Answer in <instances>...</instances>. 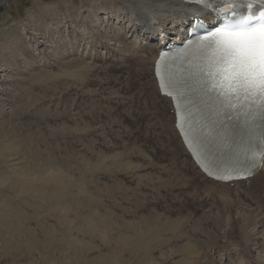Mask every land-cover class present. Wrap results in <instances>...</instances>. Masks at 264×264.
Masks as SVG:
<instances>
[{"label": "rangeland", "instance_id": "rangeland-1", "mask_svg": "<svg viewBox=\"0 0 264 264\" xmlns=\"http://www.w3.org/2000/svg\"><path fill=\"white\" fill-rule=\"evenodd\" d=\"M100 1L105 0H0V134L11 131L4 143L16 146L0 147V171L25 186L6 227L0 216V264H183L181 255L190 264H206L200 261L205 252L216 261L211 264H255L256 258L264 264V215L247 208L257 223L247 227L243 239L250 248L244 252L233 220L244 219L237 204L250 205L249 198L232 195L224 204L204 194V183L196 182L171 142L161 151L143 137L150 121L133 118L139 99L130 23L114 19L119 13L129 21L128 15L118 3L109 13L101 11ZM132 1L149 8L137 10L138 30L157 0ZM172 4L182 6L167 1L158 7L162 13L155 11L168 24L184 12ZM109 26L123 39L97 34L111 53L91 61V43L79 39L97 37L91 45L96 51L102 46L93 33ZM62 52L84 60L89 54L91 63L67 58L60 65ZM127 159L132 169L125 167ZM168 168L181 178L170 181ZM21 169L42 172V187L32 180L35 174L29 178ZM134 171L143 181L132 179ZM181 180L185 184L178 185ZM145 225L155 232L151 237L140 232Z\"/></svg>", "mask_w": 264, "mask_h": 264}, {"label": "bare ground", "instance_id": "bare-ground-1", "mask_svg": "<svg viewBox=\"0 0 264 264\" xmlns=\"http://www.w3.org/2000/svg\"><path fill=\"white\" fill-rule=\"evenodd\" d=\"M109 1H111V3L108 6H106L105 4L109 3ZM167 1H170L171 3H172V1H174L177 4L182 5V6L179 7V6H175L174 4H172L173 6L178 7V9H181V10L184 11L183 14H181L180 16H177L176 19H175V24L178 25V26L182 25L185 21H189L190 17L192 15H194V13H196L198 11V8H196L195 6L193 7L192 5L185 4V3H183L182 0H157V3L155 5H153V7H154L153 12H150V14L147 16L146 22H144L145 26L140 27V29L137 30L136 29V20L138 18L137 10L146 11V9H149L148 6L145 3H139V2L135 3L132 0H105L104 2H102V1L97 2V5L99 7V10L106 11V13H109L110 10L112 9L111 5L113 4L115 7H117L118 6L117 3H118L119 4V8L126 10V13L128 15L129 21L127 20V18H124V16H121L119 13L115 14L116 17L113 16V15H109L108 14V17H109V19H112V18L115 17L114 19H116V20L119 17H122L123 19H126L128 24L130 23V26H129L128 30H127V33L128 32L131 33V35H130L128 40L131 41V43H132V45L134 47L133 56L136 59V67H135V79L136 80H135V86L138 89L137 98L139 99L138 112H137V114L135 116H133V118L135 120H138V121L142 120L144 118H147L148 121H150L149 124L144 127L146 133L142 134V135H143V137L145 139H147V141L151 145V147L157 148V150H159L161 148H165L166 143L171 142V144L176 148L182 164H187L190 167L189 172L192 173V177H196L197 178L196 182H198L199 184L204 183V194H208V195L210 194V191L207 188H205L206 187L205 184L212 183V185H214V186H215V184H217L218 186L225 187V188L220 190L221 191L220 193L219 192L217 193L218 200H220L224 204H228L227 200H229V196L231 194L233 196L234 195L239 196L240 194H245L246 196H248L250 198L251 202L256 203V205H246L244 203H240L239 204L238 203L239 201H236L238 204L235 203V204L238 205V206L236 205L237 208H239L238 211H240V213L238 212V214L242 213L243 216H244V219L242 218L241 215H238L237 217H235L233 219L235 222H237L235 224L238 225V240L241 242V245H242V249L241 250L243 252L244 251H249L250 247H248V242H247L246 239H243V238L246 237V235L249 234L248 230H247V227L251 223L253 224V222H254V225H255L257 223V219H256V217L254 215H252L251 213H249V211H247V208L255 209L256 212H259L260 214L264 215V204H262V201H264V200H262L259 197L258 193H257L258 190L260 188H262V187H263L262 189L264 190V165L261 167V170L256 175L252 176L251 179L234 181L233 183H228L229 185L227 183L224 184L223 182L216 183L213 180L207 178L205 175L201 174V172L198 170V168L191 161L188 153L185 151L183 145L181 144L179 136H178V134H177V132H176V130L174 128V112H173L172 106L170 104V101L166 97L160 96L158 94V90H157V87H156V82H155V79L153 77V62H154V59H155V57L157 55V52H158L159 48L156 46L155 43H153V42H151L149 40V37H150V35H154L153 33H154V31L157 30L158 25H162V26L165 27V29H168V31H170V29H169L170 26L167 23L168 20L166 18L163 19L160 14L155 12V11H159L160 13H162L161 10L158 7L163 8V6L166 5ZM191 9H192V11H191ZM43 10H45V9H43ZM63 15L67 17V12H64ZM171 23H174V20H172ZM45 26L47 27V25H43V28H45ZM86 26H89V25H86ZM63 27L64 26L62 25V28ZM116 30L117 29L115 27L109 26V30L108 31L107 30H105V31H96L93 34H95V35L99 34L101 36L102 35L103 36H109V32H112V35L117 37V39L114 37L115 40L117 42H120L123 39V36L119 35V37H120L119 38L120 41H119L117 34L114 33V32H116ZM141 31H142V33H141ZM171 32H174V30L172 29L170 31V33ZM73 33H75V35H78V31L75 30V29L73 30ZM130 33H128V34H130ZM101 36H98V39L100 40V45L102 46V48H100V49L98 48V50L95 51V47L96 46H92L93 49H90V50L94 51V56L98 54L103 59L105 57H108L111 52H106V50L108 49V46L110 44H109V42L107 43V40L105 41L104 39H102ZM124 37H126V36H124ZM72 38L76 39V37H72ZM90 38L91 37H87V36L84 37L83 36V39H79V38L78 39L79 40H87L88 42L91 43V45H94L95 44L94 41L96 40L97 37H95L92 40ZM62 41L63 40L61 38V42ZM74 45L75 44L72 43L70 45V48L73 49ZM91 45H90V48H91ZM14 48H17V47L14 46ZM64 49L66 50V48H64ZM111 51H114V50L111 48ZM68 54H70V55H68ZM68 54L64 55V52H62V57L59 60V61H61L60 65L64 61H66L67 58H68V60L70 62H72L74 59L81 60L80 63L83 64V65L90 64L91 61L94 58V56L93 57L89 56V58H91V61L89 62L88 60H84L82 58V56L77 58L76 56H72V54L70 52ZM6 60H4V61H6ZM103 66H107V65L105 63H103ZM121 71H124V69H121ZM125 117L127 119H130L131 115L128 112H125ZM10 135H12V132L11 131H6V130H4L2 132V134H0V147H8L11 150L15 149L16 146L13 143L10 142V145H8V146L4 143V141L6 139L11 141L12 138L9 137ZM149 135H151V136H149ZM166 147H168V146H166ZM139 150H142V149L139 148ZM161 151H163V150L161 149ZM163 154H165V152ZM158 155H160V153ZM142 159L143 158H140L138 160V162L141 163L140 160L144 161V159L143 160ZM166 160H168V159H166ZM146 163L149 164L148 161ZM167 163L170 164L169 162H167ZM176 163H178V162H176ZM155 164H154V166H155ZM158 166H159V164H158ZM125 167L126 168H131V169L133 168V165L130 162V160H128V159L125 160ZM170 168L167 169V173L171 174V176L173 178H170V179L168 178V179L170 181H174V180L180 179L181 176L178 175L179 172H177V171L172 172V170ZM146 169L149 170L150 172L153 171L152 173L156 172V170L154 168L151 169L150 166H147ZM159 170H162V168L159 169ZM20 171H22L24 174H26V176L29 177V178H30L31 174H35L36 177L35 178L32 177L34 179H32V178L31 179L34 180L37 183V186L42 187V181H43L42 172H34L31 169H21ZM136 172L137 171H134V173H133L134 175H133L132 179L136 180V181H143L142 178H141L142 175L140 173H136ZM262 172H263V175L259 176ZM160 173H162V172H160ZM188 175H189V173H188ZM168 179H167V181H168ZM254 179H255L254 186L253 187H249L247 183L249 181L254 180ZM55 182L58 184V179L57 178H55ZM182 184H185V181H182V180L179 181L178 185H182ZM159 186H161V185L159 184ZM181 188H183V187H181ZM12 190L14 192H16L17 195H13ZM24 191H25V186L24 185L18 183L16 180L11 179L3 171H0V216L2 217V219H1L2 225H5L4 227H6V225L8 224V222L10 220V218L13 217V209L16 207L17 201L19 199L18 192L20 194H24ZM56 201H57L58 204H60L63 201L62 196L58 197ZM233 207H235V206H233ZM257 217H258V215H257ZM259 220H261L260 217H259ZM133 223H136V222H133ZM137 223H139V222H137ZM142 224L143 223H141L140 226ZM3 228L0 227V231ZM146 228L147 227L145 225V231H141L140 230V232L142 234H145L147 237H151V235L154 234L155 232L152 231V227L148 226V228H150L149 230H146ZM142 230H144V228ZM239 241H238V245H239ZM145 242L146 243H150L152 241L150 239H146ZM161 248H162V245H161ZM191 248L192 247L188 248L189 250H187L189 253L191 252ZM182 249H184V248L182 247ZM250 252H251V250H250ZM204 254H203V257H201L200 261H202V259L204 260V258H205V261H203V262H205L206 264H211L212 261L213 262L215 261L211 257H210V259L205 257L206 255H208L207 252H205ZM191 256H189V257L191 258ZM183 257L185 258V261H186V262H184L185 264H190L191 263V260H188L189 259L188 255H186V256L181 255L180 259L183 258ZM152 258L153 257H151V259ZM193 260H194V258L192 259V262H194ZM143 261H145V260H143ZM260 261L259 260L257 261V258H256V259H254L253 262H255V264H262ZM148 263L149 262H147L146 264H148ZM215 263H216V261H215ZM175 264H176V261H175Z\"/></svg>", "mask_w": 264, "mask_h": 264}, {"label": "snow or ice", "instance_id": "snow-or-ice-1", "mask_svg": "<svg viewBox=\"0 0 264 264\" xmlns=\"http://www.w3.org/2000/svg\"><path fill=\"white\" fill-rule=\"evenodd\" d=\"M198 4L211 7L209 0H196ZM264 0H248V14L226 22L211 31L202 33L188 42L186 49L198 54L196 72L201 89L215 100L217 114H236L248 119L250 130L256 114H264V7L254 5ZM222 12L239 7L238 0H225ZM235 15V13H233ZM157 77L160 78V61L157 62ZM169 95L176 105L178 98ZM231 118V117H229ZM176 126L180 127V111L176 113ZM240 157H243L241 159ZM264 163V132L253 134L240 149L235 165L224 172L213 173L204 167L206 174L214 179L228 181L246 178L259 170Z\"/></svg>", "mask_w": 264, "mask_h": 264}]
</instances>
